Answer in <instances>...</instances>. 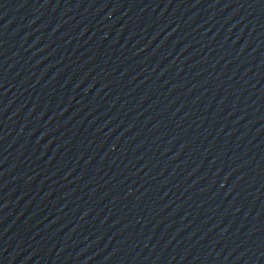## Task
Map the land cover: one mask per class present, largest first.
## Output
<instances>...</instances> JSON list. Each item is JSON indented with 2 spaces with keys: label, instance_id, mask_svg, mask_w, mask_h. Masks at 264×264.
Here are the masks:
<instances>
[{
  "label": "water",
  "instance_id": "95a60500",
  "mask_svg": "<svg viewBox=\"0 0 264 264\" xmlns=\"http://www.w3.org/2000/svg\"><path fill=\"white\" fill-rule=\"evenodd\" d=\"M0 264H264V0H0Z\"/></svg>",
  "mask_w": 264,
  "mask_h": 264
}]
</instances>
